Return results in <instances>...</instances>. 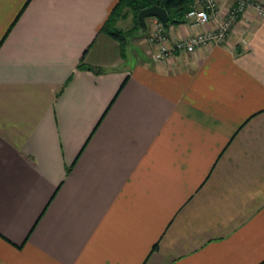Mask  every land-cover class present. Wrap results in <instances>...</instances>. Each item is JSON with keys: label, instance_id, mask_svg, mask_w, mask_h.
<instances>
[{"label": "crops", "instance_id": "1", "mask_svg": "<svg viewBox=\"0 0 264 264\" xmlns=\"http://www.w3.org/2000/svg\"><path fill=\"white\" fill-rule=\"evenodd\" d=\"M117 3L0 0V264L260 263L264 18L154 59Z\"/></svg>", "mask_w": 264, "mask_h": 264}, {"label": "built area", "instance_id": "2", "mask_svg": "<svg viewBox=\"0 0 264 264\" xmlns=\"http://www.w3.org/2000/svg\"><path fill=\"white\" fill-rule=\"evenodd\" d=\"M251 10L257 17L264 18V0H232L225 7H222L219 0H194V4L184 15L185 21L193 27L214 22V27L173 39L163 22L153 16L150 17L146 40L155 50L154 59L169 58L176 52L191 53L202 45H222L228 40L233 26Z\"/></svg>", "mask_w": 264, "mask_h": 264}, {"label": "trees", "instance_id": "3", "mask_svg": "<svg viewBox=\"0 0 264 264\" xmlns=\"http://www.w3.org/2000/svg\"><path fill=\"white\" fill-rule=\"evenodd\" d=\"M194 4V0H118L117 5L111 11L107 22L102 27V30L119 39L121 42L124 40V32L119 31V29L113 28L114 21L120 17H123L122 14L125 7L131 8L135 26L139 28L137 21V14L140 9L151 5H160L165 8L167 11L170 20L167 23H163L164 27L167 28L173 24H180L185 21L184 15ZM258 264H264L262 260Z\"/></svg>", "mask_w": 264, "mask_h": 264}, {"label": "water", "instance_id": "4", "mask_svg": "<svg viewBox=\"0 0 264 264\" xmlns=\"http://www.w3.org/2000/svg\"><path fill=\"white\" fill-rule=\"evenodd\" d=\"M157 17L159 20H161L163 23H167L170 20V17L167 14V11L165 8L161 7L160 5H151L144 7V9H140V11L137 14V21L139 23V26L146 30L147 23L146 19L149 17Z\"/></svg>", "mask_w": 264, "mask_h": 264}, {"label": "rangeland", "instance_id": "5", "mask_svg": "<svg viewBox=\"0 0 264 264\" xmlns=\"http://www.w3.org/2000/svg\"><path fill=\"white\" fill-rule=\"evenodd\" d=\"M124 10H123L122 14H125V15L120 20L119 25L117 26V28L118 27L128 28L129 27V24H130V20H131V18H133V14H132V11H131L132 9L131 8L125 7ZM211 25H212V27H214L215 26V23L212 22ZM119 31H120V28H119ZM147 34H146V36H147Z\"/></svg>", "mask_w": 264, "mask_h": 264}]
</instances>
